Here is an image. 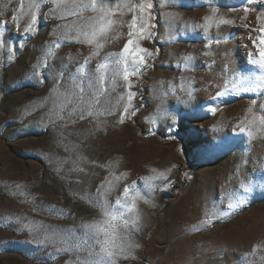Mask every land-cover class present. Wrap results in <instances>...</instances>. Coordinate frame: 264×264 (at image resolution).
<instances>
[{
    "label": "rangeland",
    "instance_id": "rangeland-1",
    "mask_svg": "<svg viewBox=\"0 0 264 264\" xmlns=\"http://www.w3.org/2000/svg\"><path fill=\"white\" fill-rule=\"evenodd\" d=\"M152 2L154 35L140 44L155 55L147 58L150 67L131 77V91L138 94L133 103L140 106L135 115L119 123L124 106L119 97L126 96V89L118 80L114 90L109 86L112 114L83 120L73 116L76 122L71 123L69 105L60 113L65 120L45 127L49 114L55 118L64 103L54 91L58 75L63 73L60 91L64 92L68 77L90 49L61 41L48 66L41 69L45 79L40 83L33 73L47 47L59 39L53 30L74 18L52 19L44 15L51 8L46 4L40 10L39 30L24 35L29 0H0V19H9L6 46L0 49V264H66L88 258L91 240L79 251L57 255L51 245L32 243L34 232L24 225H43L40 235L45 228L49 234L73 230V243L84 240L81 225L100 215L91 198L110 173L127 174L108 196L110 201L139 177L158 173L168 177L157 180L151 190L140 186L144 196L138 201L140 226L126 233L131 246L117 264H264V188L259 186L264 183V136L249 138L238 128L252 99L257 108L264 103L260 94L264 90L212 99L233 73L252 70L248 56L256 52L252 41L264 27V0L250 5L246 0ZM213 8H218L217 18L234 23L214 25L205 34L198 25ZM13 12L19 31L10 20ZM131 18L127 11L113 17L117 23L112 39L100 57L122 50ZM13 42L16 52L9 61L7 46ZM100 57L89 69H95ZM184 57H190L187 68ZM182 81L190 83V96L179 87ZM172 85L177 86L174 94ZM74 165L83 171H73ZM242 182L258 185L244 205L227 218L193 230L206 212L228 211L226 194L236 192ZM91 250L100 251L98 245Z\"/></svg>",
    "mask_w": 264,
    "mask_h": 264
},
{
    "label": "snow or ice",
    "instance_id": "snow-or-ice-1",
    "mask_svg": "<svg viewBox=\"0 0 264 264\" xmlns=\"http://www.w3.org/2000/svg\"><path fill=\"white\" fill-rule=\"evenodd\" d=\"M252 3L253 0H246V4L250 5ZM46 4H51V8L44 15L56 20H67L68 17H73L74 19L71 23L58 24L56 29L53 30L54 34H59V39L51 42L44 55L38 59L33 76L39 78L40 83H44L45 78L41 74V69L48 66V60L54 57L55 49L61 47V41L87 45L90 51L84 57L83 62L77 66L75 72L68 77V87L64 92L60 91L63 73L61 72L58 75L54 91L57 96L64 99V103L60 106V111L55 113V118H53L51 113L49 114L48 124H45V127L49 124L55 126L57 120H65V117L60 113L69 108V105H72V107L68 110L67 117L71 123L76 122L75 119H72L73 116L76 119L83 120L88 117L112 114L108 99L109 86L114 90L118 80L124 82L126 89V96L122 95L119 97V101H124L119 123H124L125 119L135 115V112L140 107L133 103L138 94L131 91L132 87H134L131 77L139 76L142 70L150 67L147 63V58L155 55L140 44L141 40L151 39L154 35L151 31L156 26L151 23L153 19L152 9L154 7L152 0H138V2H135V0H115L114 3L112 0H29L28 15L30 20L24 28V35L34 34L39 30L40 10ZM229 7L230 10H235L231 6ZM3 8L7 10L8 4L4 3ZM21 8H23V2L21 3ZM243 10L245 12L244 19H246L249 9L245 7ZM125 11L132 14L131 21L128 23V40L119 53H109L100 57L102 49L112 39L110 33H112L114 25L117 23L113 17L117 13L123 15ZM217 12L218 8H213L212 15L205 17L204 23L198 25L203 27L205 34L214 25L219 27L220 24L234 23L222 17L217 18ZM85 13L90 14L85 15ZM2 15L3 12H0V16ZM10 20L19 31V19L15 12L11 15ZM8 23V18L0 19V49L6 46L4 35ZM245 26L247 27V25ZM259 32L260 35L252 41L256 52L250 51L248 56V63L252 70L246 74L233 73L225 80L222 90L212 97L214 101L223 100L229 94L260 93V90H264V27H261ZM211 43L209 41V47ZM216 43H219V41L217 40ZM22 44L23 42L21 41V47ZM7 51L9 52L8 60L11 61L16 52V42L8 45ZM98 57H100V60L96 64L95 69H89L92 60ZM69 59H71V56ZM183 59L187 68L190 57H184ZM257 70L259 75H257ZM176 87L175 85L170 86V91L173 94ZM179 87L189 96L191 95L190 83L186 85L182 81ZM210 110L214 112L216 109L211 108ZM162 115L167 118V114ZM155 122V119H153V123ZM172 122L173 125L176 124L174 116L172 117ZM240 124L243 126L238 125L239 132L246 133L249 138L257 135L264 136V103H261L257 108V100L252 99L247 109V115ZM72 170L83 171L82 168H77L75 165ZM109 176L111 178L105 177V180L97 187L95 197L91 198L93 205L99 209L100 215L99 218L81 225L84 229V240L73 243V230H67L68 234H65L64 230L53 231L49 234L45 228V234L40 235V228L44 226L29 223L24 225V227L28 228L30 232H34V239L31 242L37 247H48L51 245L58 255L64 252L79 251L83 245L91 240L93 245L89 246L88 258L80 260L77 257L75 261H68L66 264H117V258L125 252L127 247L131 246L126 233L129 229L137 230L140 226L138 201L144 199L140 186L143 185V187L151 190L156 187L157 180H167L168 177L164 173L139 177L138 181L125 184L120 195L114 201H110L108 196L115 189L121 178H127V174L116 175L115 173H110ZM257 186L255 182H242L236 192L226 194L229 201L227 204L228 211L222 213H217L215 210L206 212L205 219L193 230H201L210 226L214 220L227 218L232 211L247 202L248 196ZM259 186L264 188V183ZM53 208L54 206H51L47 210L51 211ZM17 220L19 221L20 218H17ZM95 245L99 246L100 251L98 253L91 250ZM50 255L52 254L50 253ZM125 258L127 257L125 256Z\"/></svg>",
    "mask_w": 264,
    "mask_h": 264
}]
</instances>
